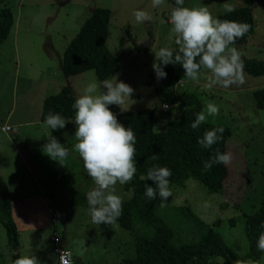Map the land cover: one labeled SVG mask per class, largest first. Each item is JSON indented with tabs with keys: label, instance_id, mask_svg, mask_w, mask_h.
<instances>
[{
	"label": "rangeland",
	"instance_id": "rangeland-1",
	"mask_svg": "<svg viewBox=\"0 0 264 264\" xmlns=\"http://www.w3.org/2000/svg\"><path fill=\"white\" fill-rule=\"evenodd\" d=\"M174 6L169 0H162L156 8L150 0H4V7L13 15V26L0 44V127L10 129L0 130V180L9 192L18 247L15 252L8 248L5 230L0 224V264H11L14 254L17 257L34 255L39 264H56L50 241L52 232L65 244L74 264H120L124 259L133 258L135 243L130 232L116 222L92 223L86 199L83 206L69 209L74 191L85 197L96 186L85 173L74 148L72 120H67L63 129L50 132L68 149V156L56 162L42 151L47 142V129L39 120L40 109L45 97L59 93L63 87L69 88L75 99L86 82L96 79L92 71L64 78L60 60L92 10L102 8L110 13L106 48L117 60L113 75L133 89L132 101L120 106L109 105V109L114 114L153 110L152 131H164L167 121L179 118L181 109L173 105L162 112L154 88L146 84L156 50L176 47L169 39L170 24L161 23V20L167 21ZM182 6H206L214 18L227 12L226 6L232 11L249 8L254 20L252 35L245 44L231 46L240 53L241 60L264 62V0H184ZM134 9H143L151 19L135 22L131 15ZM159 82L154 78L155 86ZM206 84L207 69L202 67L197 80L184 77L173 90L176 95L194 94L201 102L200 111L206 102L215 104L218 113L206 116L204 122L230 129L226 195L211 194L189 179L180 187L169 185L172 195L163 207L189 209L211 226L239 258L232 261L211 258L206 264H264V253L255 260L241 259L248 252L245 217L258 208L264 194V111L255 107L252 97L253 92L264 89V75L251 77L243 72V83L228 88L206 87ZM118 107L129 108L121 112ZM111 187L121 202L130 199L131 191H125L123 185L117 182ZM48 208L58 218L56 226L52 225ZM70 214L72 218L67 220ZM175 217L173 222L166 220L172 233L177 235L171 245L194 241V233L189 227L179 229L181 220ZM216 221L219 223L215 227Z\"/></svg>",
	"mask_w": 264,
	"mask_h": 264
},
{
	"label": "trees",
	"instance_id": "trees-1",
	"mask_svg": "<svg viewBox=\"0 0 264 264\" xmlns=\"http://www.w3.org/2000/svg\"><path fill=\"white\" fill-rule=\"evenodd\" d=\"M174 4V0H169ZM110 13L106 9L96 8L80 27L76 36L69 42L63 51L60 60V72L64 78L92 71L97 81L104 80L117 70V60L106 48V36ZM218 20L243 22L249 25L248 31L232 45L245 44L252 35L254 20L249 8H238L216 17ZM13 26V15L9 8L4 7V0H0V44L7 38ZM127 39L130 40L127 33ZM136 48V47H135ZM198 59V58H197ZM243 72L251 77L264 75V62L256 60H241ZM166 76L159 79L158 85L153 84V70L148 76V85L154 88V94L162 105H178L181 109L177 120L167 121L165 130L153 132V110L118 113L116 119L125 127H130L135 133L134 160L136 173L129 183L123 184L125 191H131V197L121 202V212L114 221L119 227L133 235L134 256L122 260L120 264H206L211 258H221L225 261L238 260L224 243L222 237L211 226L200 221L189 209L184 207H161L159 198L148 200L144 195V184L151 186V181H143L140 177L152 165L167 167L171 175L169 185L180 187L185 181L192 179L202 185L209 193L225 196V182L228 177L227 165L214 164L204 170L202 162L213 154V149L221 153L227 151V142L231 135L227 126L203 122L198 128L192 129L190 124L195 114L200 111L201 102L194 94L182 93L176 95L174 87L184 78L183 69L179 64L164 66ZM255 107L264 111V89L253 92ZM74 96L71 90L63 87L59 93L47 96L42 100L40 122L49 112L59 113L66 120H72L71 105ZM166 111V110H165ZM162 110V112H165ZM222 127L221 139L209 149H203L197 144L205 130ZM246 188V186H245ZM84 194L74 191L70 196L69 209L83 206ZM179 216V229L189 227L194 234V241L183 242L179 246H172L171 241L177 236L171 231L166 220L174 221ZM72 215L67 216L70 220ZM56 224L58 218L55 215ZM232 222V221H231ZM264 222V194L261 196L257 209L250 211L245 217V235L248 243V252L241 259L255 260L262 253L256 241L261 232V223ZM216 221L213 226H218ZM0 224L5 230L7 246L15 252L18 247V233L11 220V206L9 192L6 185L0 180ZM232 225V223H231ZM56 236L52 232V237ZM66 248L65 244L61 242ZM67 249V248H66ZM68 250V249H67ZM18 258L11 256V264Z\"/></svg>",
	"mask_w": 264,
	"mask_h": 264
},
{
	"label": "clouds",
	"instance_id": "clouds-1",
	"mask_svg": "<svg viewBox=\"0 0 264 264\" xmlns=\"http://www.w3.org/2000/svg\"><path fill=\"white\" fill-rule=\"evenodd\" d=\"M150 3L156 8L162 0H150ZM183 3L184 0H174L175 6L171 8L167 21L161 20V23L170 24L169 39L176 47L173 49L165 46L156 50L151 64L154 76L163 79L166 76L164 66L175 63L183 69V76L193 81L198 79L202 67L207 69L206 87L219 85L228 88L230 85L243 83L240 53L231 45L248 31L249 25L218 20L209 13L206 6L188 8L183 7ZM225 11L231 12L232 8L226 6ZM131 15L137 23L151 19L143 9H134ZM132 93L133 89L116 75L99 81L93 78L86 82L82 93L71 105L72 123L75 125L73 134L76 139L74 148L85 173L96 186L85 196L89 218L96 225L111 224L119 217L121 198L114 194L111 186L117 182L121 185L129 182L136 173L135 133L130 127L119 123L108 107L132 101ZM162 107L168 106L165 104ZM128 108L119 109L123 112ZM217 113L218 107L206 102L204 109L195 114L190 127L198 128L206 116H215ZM67 123L59 113L49 112L43 118L42 126L47 129V142L42 146V151L50 160L58 162L68 156V149L50 135L51 131L63 129ZM223 131L222 127L205 130L196 142L201 148L209 149L221 139ZM230 159V153L213 149V154L202 162V168L208 170L214 164L227 165ZM170 175L167 167L152 165L146 169L140 178L151 181V186L144 184L143 195L148 200L158 197L160 206L163 207L167 198L172 195L168 179ZM260 227L262 230L257 237L256 246L264 252V222ZM59 257L63 260L62 253ZM13 264H39V261L34 255H25L16 258ZM64 264L67 262L64 261Z\"/></svg>",
	"mask_w": 264,
	"mask_h": 264
},
{
	"label": "built area",
	"instance_id": "built-area-1",
	"mask_svg": "<svg viewBox=\"0 0 264 264\" xmlns=\"http://www.w3.org/2000/svg\"><path fill=\"white\" fill-rule=\"evenodd\" d=\"M162 109L165 111L167 108L162 107ZM0 130L2 132L10 131L8 127H0ZM51 211V209H48L47 213L48 215H52V222L56 224L55 216L51 213ZM50 241L53 245L52 252L56 257V264H64V261H66L67 264H74L70 252L62 245L60 239L57 236L51 237ZM61 253L63 254V260L59 257Z\"/></svg>",
	"mask_w": 264,
	"mask_h": 264
},
{
	"label": "bare ground",
	"instance_id": "bare-ground-1",
	"mask_svg": "<svg viewBox=\"0 0 264 264\" xmlns=\"http://www.w3.org/2000/svg\"><path fill=\"white\" fill-rule=\"evenodd\" d=\"M167 109H168V108H167ZM167 109H166V110H167Z\"/></svg>",
	"mask_w": 264,
	"mask_h": 264
},
{
	"label": "crops",
	"instance_id": "crops-1",
	"mask_svg": "<svg viewBox=\"0 0 264 264\" xmlns=\"http://www.w3.org/2000/svg\"><path fill=\"white\" fill-rule=\"evenodd\" d=\"M0 179H1V177H0Z\"/></svg>",
	"mask_w": 264,
	"mask_h": 264
}]
</instances>
